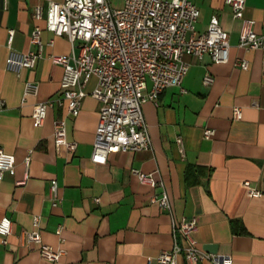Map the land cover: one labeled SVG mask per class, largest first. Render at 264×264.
<instances>
[{
    "label": "crops",
    "instance_id": "obj_1",
    "mask_svg": "<svg viewBox=\"0 0 264 264\" xmlns=\"http://www.w3.org/2000/svg\"><path fill=\"white\" fill-rule=\"evenodd\" d=\"M50 1L62 0H0V147L16 158L0 181V220L12 221L11 233L0 234V264H156L160 251L172 247L173 220L192 218L201 250L209 252L204 245L215 243L216 252L209 253L231 255L234 264H264V51L239 46L242 20L228 1L191 0L200 10L197 32L207 29L213 15L229 32V61L185 55L190 65L181 85L166 87L142 105L151 146L110 152L105 163L91 159L101 106L90 94L94 75L84 87L88 94L79 114L66 118V137L75 149L58 151L55 144L54 120L65 114L63 106L48 107L43 124H33L34 104L61 90L63 67L50 55L72 49L65 36L46 28L45 18L33 16L35 7L46 11ZM110 3L121 7L124 0ZM243 16L264 33V0H245ZM35 25L41 27V55L32 68L16 73L6 59L10 51H38L30 40ZM237 57L248 59V69L233 64ZM207 72L214 78L211 85L203 83ZM28 80L38 82L36 95L24 93ZM235 107L241 109L239 118ZM205 128L215 130L211 138L204 137ZM133 169L152 173L162 186L141 182ZM26 173L25 184H17ZM244 181L261 195L251 196ZM163 191L171 211L153 201ZM34 215L40 217L36 228L42 241L62 250L57 261L42 257L40 245L27 240ZM178 262L189 264L183 255Z\"/></svg>",
    "mask_w": 264,
    "mask_h": 264
},
{
    "label": "built area",
    "instance_id": "obj_2",
    "mask_svg": "<svg viewBox=\"0 0 264 264\" xmlns=\"http://www.w3.org/2000/svg\"><path fill=\"white\" fill-rule=\"evenodd\" d=\"M233 15L242 20L239 46L245 49L264 51V33H257L253 20L244 18L245 0H227ZM200 10L191 0H124L121 7H114L110 0H62L50 1L47 9L37 6L33 16L45 18L46 28L55 35L65 36L71 43L69 54H51V60L63 67L60 93L55 97L37 101L32 113L33 124H43L47 108L54 104L63 106L65 114L54 120V140L58 151L75 149V142L66 137V118L77 116L83 98L88 94L84 87L94 75L96 85L90 93L100 103L99 121L95 132L91 159L95 163H105L110 152L136 151L151 146L147 122L142 105L148 100H156L168 86L181 85L190 63L185 55L202 59L209 54L215 63L229 61V32L225 30L216 15H213L204 32L196 31ZM41 27L35 25L31 42L38 44V51H10L6 67L16 73L22 68H32L42 52ZM13 29H9V40ZM79 49L77 52L76 49ZM233 64L248 69L249 61L237 57ZM264 65V58H263ZM213 76L206 73L205 85L213 83ZM150 82V85H149ZM37 81L28 80L24 84L25 94L36 95ZM4 102L0 101V109ZM234 116L241 117V109L235 107ZM215 130L205 128L203 135L211 138ZM180 152L184 154L181 136L177 137ZM30 154L25 158L28 166ZM15 155L0 147V181L6 170L13 169ZM140 181L152 186L160 185L152 173L133 169ZM28 173L17 181L25 184ZM251 196L261 195V191L244 181ZM52 202L56 196V182L50 186ZM160 209L170 210L171 203L165 191L154 195ZM39 215H34L35 229L25 231L29 242L40 245V255L49 261H57L62 250H56L42 241ZM12 221L4 216L0 220V234L11 233ZM197 229L194 218L173 220V244L163 249L155 257L156 264H180L178 256L183 255L189 264L201 260H211L216 264H234L228 254H213L201 250L196 245L193 232ZM61 232V226L57 228ZM180 238L183 242H180ZM6 243V238H4Z\"/></svg>",
    "mask_w": 264,
    "mask_h": 264
},
{
    "label": "water",
    "instance_id": "obj_3",
    "mask_svg": "<svg viewBox=\"0 0 264 264\" xmlns=\"http://www.w3.org/2000/svg\"><path fill=\"white\" fill-rule=\"evenodd\" d=\"M204 248L209 252H216V244L215 243H206Z\"/></svg>",
    "mask_w": 264,
    "mask_h": 264
}]
</instances>
